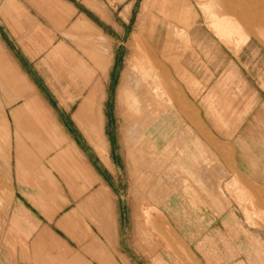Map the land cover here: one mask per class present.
<instances>
[{"label":"rangeland","instance_id":"374dc122","mask_svg":"<svg viewBox=\"0 0 264 264\" xmlns=\"http://www.w3.org/2000/svg\"><path fill=\"white\" fill-rule=\"evenodd\" d=\"M196 1L213 28L236 41H207L203 21V34L191 33L202 43L192 49L184 14L180 31L170 33L177 47L170 60L183 62L177 80L150 47L132 44L144 0L107 1L122 18L129 9V20L114 23L116 62L105 103L116 175L99 156L109 150L95 121L89 126L100 147L85 137L86 154L110 183L101 187L87 170L93 264H264V0ZM126 61L133 80L119 89L118 102ZM92 106L84 112L92 114ZM1 135L0 126V144ZM233 139L247 149L244 167L256 178L234 174ZM3 167L0 159V206L11 192ZM111 187L120 202L116 245L107 237V208H100Z\"/></svg>","mask_w":264,"mask_h":264},{"label":"crops","instance_id":"0c3cea01","mask_svg":"<svg viewBox=\"0 0 264 264\" xmlns=\"http://www.w3.org/2000/svg\"><path fill=\"white\" fill-rule=\"evenodd\" d=\"M78 1L79 5L76 0H5L0 5V159L9 171L11 190L5 206H0V264H93L87 170L101 187L110 183L86 154L85 137L100 147V136L89 126L95 121L109 150L108 155L99 150V156L116 175L105 134V103L116 62L114 23L125 24L129 9L122 18L123 11L116 12L108 0ZM184 14L189 17L184 39L192 49L200 45L191 33L203 34V21L209 29L207 41L213 36L226 44L236 41L213 28L196 0H144L132 44L136 42L141 51L150 47L177 74L176 80L178 75L183 79L177 70L183 62L170 60L177 48L170 33L180 31ZM127 61L117 86L118 102L119 89L133 78ZM89 105L90 115L83 110ZM229 143L240 166L234 174L253 177L244 167L245 146L236 139ZM105 193L100 208L106 206L110 215L112 229L106 234L115 244L119 197L112 187Z\"/></svg>","mask_w":264,"mask_h":264}]
</instances>
